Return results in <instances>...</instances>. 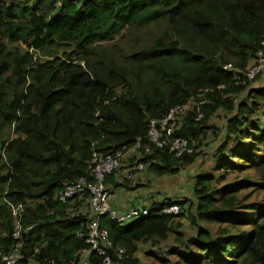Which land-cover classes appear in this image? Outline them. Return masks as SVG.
Masks as SVG:
<instances>
[{"label":"trees","instance_id":"16d2710c","mask_svg":"<svg viewBox=\"0 0 264 264\" xmlns=\"http://www.w3.org/2000/svg\"><path fill=\"white\" fill-rule=\"evenodd\" d=\"M263 36L264 0H0V250L12 247L10 204H20L16 264H77L88 246L76 234L94 214L86 195L60 203L64 184L88 177L94 152L138 139L144 147L151 120L190 102L169 138L190 153L176 158L148 143L128 156L144 166L136 179L104 182L111 197L205 156L211 170L192 177L190 198L152 202L147 216L122 224L101 217L105 255L145 264L137 254L148 245L158 252L145 255L149 264H264V76L238 84L226 68L251 65ZM220 113L222 129L207 124ZM210 134L212 145L221 141L205 153ZM156 204L180 213L163 216ZM103 258L90 251L86 263Z\"/></svg>","mask_w":264,"mask_h":264},{"label":"built area","instance_id":"2783aa9c","mask_svg":"<svg viewBox=\"0 0 264 264\" xmlns=\"http://www.w3.org/2000/svg\"><path fill=\"white\" fill-rule=\"evenodd\" d=\"M234 74L235 82L243 84L247 81L252 82L254 79L264 76V36L260 41V47L255 54L253 63L243 70H234L226 67ZM205 103V100H200L196 106V121L204 118V114L199 110L198 106ZM190 102L177 106L170 110L164 117L158 120H151L148 125V132L146 135L147 145L144 147L140 139L129 148L117 150L112 154L100 155L96 152L93 153L92 158L88 164L87 178H79L73 182L64 184L60 193L58 194V201L60 203L72 202L79 195H86L89 202V207L94 214L88 225L85 233L78 232L76 238L83 241L88 249L82 251L81 259L77 264H87L86 258L90 251L96 253L103 258V264H110V259L105 255L103 243L107 242L108 232L101 229L99 220L101 217H107L118 224H122L129 220L139 219L148 215L149 207L133 206L126 212H118L110 204V190L105 184L106 176L120 172L127 180H133L138 173H140L144 166L135 161L127 163L126 159L130 154L139 153L143 150L144 153L148 152V143L157 148L169 146V151L176 157H180L185 153H190L191 149L188 147L187 142L181 138H174L170 142V137L173 136L176 119L184 116L190 110ZM152 208H159V213L163 216H177L180 213V207L176 204L171 205H154ZM23 206L11 205L10 213L12 217V247L10 251L3 252L0 250V264H16L23 259L22 249L24 241L22 238L21 221L23 218ZM119 258L124 254L122 248L118 249ZM53 264V263H49Z\"/></svg>","mask_w":264,"mask_h":264},{"label":"rangeland","instance_id":"374dc122","mask_svg":"<svg viewBox=\"0 0 264 264\" xmlns=\"http://www.w3.org/2000/svg\"><path fill=\"white\" fill-rule=\"evenodd\" d=\"M254 85H258V84L255 82ZM223 118H224V115L222 113H220V115L218 117H215L212 120V122L207 121V124H209V125L212 124V126H218V127L221 126V129H222ZM210 140H211V134L206 136L205 140H204L205 141L204 147L207 149V151L205 149V151H204L205 153L210 152V151H214L216 146L221 141V139L218 138V140L214 143V145H212ZM209 145H211V147ZM206 146H208V147H206ZM211 164H213V160H211V157L205 156V157L200 158L193 165H189L185 170H182L178 174L164 176V178L157 180V181H154L152 183V189L154 190V192L156 194H153V196L157 197V199L160 200V201H157V203L162 202L165 199H169L170 201L175 202L176 200H181L184 198H190V195H191L190 188H191V184H192V177L198 171L199 172H209L211 170V167H210ZM143 172L145 173L146 170H144ZM119 173L120 172H118L117 174H119ZM117 176L119 177V175H117ZM134 182H135V180H134ZM118 190H117V192H118ZM140 193L147 196V195L151 194L152 192H151V190L143 189ZM135 203H137L136 200L133 202V205H136ZM182 224L184 226V228H183L184 232L187 235H193L194 234V230H192L189 227L187 222L183 221ZM149 251L150 252L151 251L157 252L155 249H152L148 245H140V250H139V253L137 254V256L145 264H149V260L145 256Z\"/></svg>","mask_w":264,"mask_h":264},{"label":"crops","instance_id":"0c3cea01","mask_svg":"<svg viewBox=\"0 0 264 264\" xmlns=\"http://www.w3.org/2000/svg\"><path fill=\"white\" fill-rule=\"evenodd\" d=\"M130 161L131 160H127V163H129ZM119 174L122 175L121 173H119ZM137 179L139 181H135L131 185V187L132 186L137 187L135 189L126 190L121 186L116 188V189H111V198L110 199L112 200V202H114L113 204L116 207H119V208H126L129 206H137V207L138 206L139 207H145L146 206V207H149V205L152 202H157V201L153 200V198H154L153 194H156V193L152 189V184L150 185V183H148L146 180L143 181L142 176L137 177ZM147 179L152 182V180L150 178H147ZM143 189L151 190L152 193L145 196V195L140 193ZM117 190H118V192H117ZM150 199L153 201H151ZM135 200L137 203H135L136 205H133V202Z\"/></svg>","mask_w":264,"mask_h":264},{"label":"clouds","instance_id":"9594fccd","mask_svg":"<svg viewBox=\"0 0 264 264\" xmlns=\"http://www.w3.org/2000/svg\"><path fill=\"white\" fill-rule=\"evenodd\" d=\"M149 123H150V122H149ZM126 159H128V157H127ZM128 160H129V159H128ZM130 162H131V161H130ZM130 162H129V163H130ZM11 218H12V217H11ZM21 222H22V221H21ZM21 224H22V223H21ZM21 226H22V225H21Z\"/></svg>","mask_w":264,"mask_h":264}]
</instances>
